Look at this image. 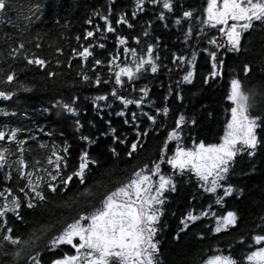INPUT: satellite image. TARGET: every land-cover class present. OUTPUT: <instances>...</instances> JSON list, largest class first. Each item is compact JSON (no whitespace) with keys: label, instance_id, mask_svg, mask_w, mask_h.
<instances>
[{"label":"trees","instance_id":"trees-1","mask_svg":"<svg viewBox=\"0 0 264 264\" xmlns=\"http://www.w3.org/2000/svg\"><path fill=\"white\" fill-rule=\"evenodd\" d=\"M10 3L15 7H23L25 14L33 4L42 6L43 15L35 20L30 31L15 35L16 41H25L24 51L29 56L36 53L47 58L50 63L44 69L28 65L22 56L16 59L8 57L10 49L3 42V32L13 30L11 26L0 25V90L15 93L8 100L0 97V129H23L18 139L27 140L24 159L30 166L29 170L45 167L51 171L52 166L47 164V158L52 155L53 146L68 160L69 167L62 169L64 174L78 167L83 151H88L91 158L99 161L98 164H90L84 184L74 180L66 191L58 190L54 194L44 186L48 199L43 202L36 200L37 207L28 209L27 198L18 193V188L23 187L25 182L18 178L16 172L15 162L19 157L16 145L0 141V147H10L8 163L11 165L10 169L0 170V191L10 186L22 197L23 220L13 213L7 217V227L14 229V235L27 238L33 228L47 224H55L56 231L60 230L62 225L58 221L71 222L78 213L91 212L88 200L99 206L103 195L126 183L132 173L145 164L151 169L154 163H159L164 169L162 171H165L167 159L178 144L190 148L193 141L218 143L231 116L232 102L227 96L233 78L240 79L244 91L250 94L252 114H264V22H254L253 28L244 33L240 50L231 52L217 28L200 23L199 18L205 15L207 0H173L174 9L171 12L163 9V0L157 4L152 3V0H144L142 10H137L136 0H10ZM189 9L193 10V17L181 19V23L176 24L183 11ZM133 11L137 12L135 17L131 15ZM162 11L165 13L163 20L159 18ZM97 12L100 16L95 15ZM121 14H126L133 27L116 23ZM104 15L109 16L116 28L115 33L106 31V24L100 18ZM89 19L93 24L87 23ZM97 24L100 25L99 30L94 27ZM189 25L193 35L185 42L184 34ZM90 30L95 31L96 35L84 39ZM144 32H148V35L145 36ZM77 36L81 39L77 40ZM117 36H126L127 44L120 45ZM136 37L140 38L139 43ZM213 37L225 47L217 49L215 45L208 44V40ZM16 41L10 42L12 47L17 46ZM37 43L41 45L40 48L35 47ZM101 43L105 45L104 48L98 47ZM88 44L94 47L93 56L87 61L73 55V48L82 50ZM148 44L156 46L154 54L159 55L158 71L153 73L150 66L146 65L132 80L122 77L124 84L117 85L114 74L108 70L111 56L118 54V63L122 66L133 60L130 52H124L125 47L135 48L139 55H146ZM57 47L62 48L63 53H57ZM205 48L217 51L218 62L224 60L221 74L216 77L210 76L211 58L203 51ZM193 51L197 53L195 76L191 83H187L182 78L191 67L186 61H175L174 56H185L191 60ZM95 59L103 63L93 67ZM57 60L61 63L57 64ZM245 65L251 68L248 74L244 72ZM11 70H15L17 79L7 84L6 75ZM49 71L57 75L49 77ZM81 72L91 79L84 81L79 74ZM96 76L101 78L102 83L99 85L95 83ZM25 87L31 90L25 91ZM113 88L133 101L143 97V103L125 107L111 95ZM141 88L148 89L146 97L140 91ZM104 95L108 97L107 100H94ZM181 96L183 99H180ZM76 97L79 98L74 105L77 107L76 113H68L56 106L58 100L71 103ZM165 106L169 108L167 116L157 113L156 109ZM121 112L124 114L117 115ZM132 113H136L135 121L132 120ZM181 113L186 118L181 126V138L179 141H168V149L162 160L164 142ZM148 116H156V122L153 123ZM77 120L83 127H77ZM145 132L147 135H138ZM82 136L89 137L91 143L82 140ZM257 136L260 143L255 155L249 156L247 152L238 154L227 175L226 183L232 185L234 191L225 196V207L226 211L237 212L238 222L220 233L214 231L215 223L200 215L211 202L212 195H206L190 178L170 175L165 171L174 179L176 187L175 191L169 190L164 195L163 214L159 219L157 240L161 264H202L217 254L231 255L239 264H247L244 257L255 247L252 237L264 234V126L257 129ZM134 142H138V147L129 156ZM65 143L69 146L68 153L62 151ZM113 148L116 154L112 152ZM37 160L40 165L35 164ZM7 171L12 172L11 181L4 179ZM89 187L94 196L85 198L78 195ZM190 211L199 219L189 221L185 229L182 221ZM2 235L0 233V239ZM13 250L14 246L6 244L0 251V264H11L12 257L3 255V251L10 253ZM53 255L51 252L44 255L45 264ZM55 255H59V252Z\"/></svg>","mask_w":264,"mask_h":264},{"label":"snow or ice","instance_id":"snow-or-ice-1","mask_svg":"<svg viewBox=\"0 0 264 264\" xmlns=\"http://www.w3.org/2000/svg\"><path fill=\"white\" fill-rule=\"evenodd\" d=\"M152 3H160V0H152ZM144 0H136L137 10H142ZM163 9L172 11L174 9L173 0H163ZM39 13L40 15H37ZM205 15L200 17L202 26L217 28L219 33L226 38L228 48L232 51H239L241 48L242 35L249 29L253 28L254 22H264V0H207V6L204 9ZM43 15L42 6L40 4H33L27 8V14L23 7H15L10 0H0V25L7 27L11 26L13 31L3 32V42L8 45L10 49L7 53L8 57L16 59L22 56L28 65H37L40 68L46 69L50 61L47 58L33 53L31 56L24 51L26 43L24 40L16 41V33L23 35L30 31L31 25L35 20H39ZM100 16V13H95ZM133 17L137 15L136 11L131 13ZM193 17V10H185L182 17L175 21L176 24L181 23V19H191ZM106 24V31L108 33H115L116 28L108 15L100 17ZM160 19L165 18V13L162 11L159 16ZM88 24H93L89 19ZM117 24H126L129 28L133 27L126 14H121L116 20ZM150 23V22H149ZM96 30L100 29V25L94 26ZM203 32V27L201 28ZM96 35L95 31H87L84 39L92 38ZM147 36L148 32H144ZM193 35V29L189 25L184 40L187 42ZM103 36V32H101ZM39 40L40 38L37 37ZM77 40L81 37L77 36ZM136 42L139 43L140 38L136 37ZM128 38L126 36H117V41L120 45H126ZM16 41L17 46L12 47L10 42ZM30 43V41H29ZM208 44L215 45L217 49L225 47L223 43L218 42L216 37L208 40ZM36 48L41 45L37 43ZM93 45L88 44L82 50L72 49L75 56L83 58L87 61L89 57L93 56ZM98 47L104 48V44H99ZM153 44L147 45L146 55H139L135 48H124L125 53H131L133 60L130 63H124L122 66L118 63L119 55H112L108 61L109 72L114 74L115 83L123 85L122 77H127L132 80L137 76L146 65H149L151 72L156 73L159 68L157 63L159 59L158 54H154ZM203 51L207 52L211 58L212 71L211 77H216L221 74L220 69L223 68L224 60L220 59L218 62L217 51H209L205 48ZM57 53H63V49L56 48ZM197 53L193 51L191 60L185 56H174L177 62L186 61L189 63L191 70H188L183 76V81L191 83L195 76V60ZM57 64L61 63L59 60ZM103 63L100 59H95L93 67ZM71 67V61H69ZM251 71L250 66H244L245 74ZM84 81H89L91 78L81 72ZM49 77L57 75L54 71L47 73ZM17 79L15 70H11L6 75V83L12 84ZM207 82V80H205ZM95 83L101 84V78L96 76ZM25 91H30V88L25 87ZM140 91L143 96L148 95L147 88H141ZM15 95L14 92L0 90V97L8 100ZM111 95L120 100L126 107L129 104L135 103L141 105L143 97L139 100L127 99L125 96L118 94L117 89L113 88ZM76 97L71 103L64 100L56 101V106L68 113H76L75 107ZM108 97L97 96L95 101L107 100ZM180 99H183L181 96ZM227 99L232 102L230 108V119L227 121L223 136L219 143L205 144L200 141L198 144L193 141V146L186 148L177 145L174 154L167 159V163L174 169L178 168L183 172L185 169H190L202 182L201 187L206 191L215 193L218 187H222L221 180L227 178L235 158L238 154L247 152L249 156L255 155V150L260 143L257 136V129L264 126V114H252L253 105L250 101V94L243 89L242 81L238 78H233L230 82V91ZM157 113H163L167 116L169 113L168 107L156 109ZM8 113H5L7 115ZM124 113H117L123 115ZM137 119L136 113H132V120ZM148 119L153 123L156 122V116H148ZM185 116L181 113L176 120V126L168 133L167 139L164 142V147L161 152V159L164 158V152L168 149V141L177 140L181 138V126L185 123ZM127 123V121H126ZM195 123V121H193ZM78 128L83 127L79 120L76 121ZM23 129L18 127H5L0 129V141H8L16 145L19 157L15 162L16 172L18 178L24 181V186L18 188V193L27 198V208L33 209L37 207L34 202L46 201L48 197L45 195L43 187L51 193H56L58 190H67L69 185L74 180H78L80 184H84L86 180V172L90 170V164H98L99 161L91 158L88 151H83L79 157L78 167L68 173L64 174L62 169L69 167L68 160L59 151L55 150L53 146L52 155L47 158V164L52 166L49 171L45 167H33L29 170V164L24 159L25 148L24 145L27 140L18 139L19 134ZM115 132V129H112ZM138 135H147V133H138ZM82 140H89V137L82 136ZM119 139V138H117ZM91 143V141L89 140ZM45 147V145H41ZM138 142L131 144V150L128 152L129 156L136 151ZM64 153L69 152V146L65 143L62 148ZM112 152L116 154V149ZM10 154V147H0V170L11 168L8 163ZM36 165H40V161H35ZM161 167L159 163H154V167L149 169L145 164L132 173L131 178L126 183H121L115 187L114 190L108 191L99 200L98 205L92 200H88L87 204L92 208L91 212H80L77 216L71 219V222L58 221L62 225L60 230L56 231L55 224L40 225L35 227L28 234L27 238L19 235H14V229L7 227L8 214L13 213L21 220L22 197L14 192L10 186L5 187L0 191V251H2L6 244L14 246V250L10 253L3 251V255L11 256V264H45L44 255L51 252L53 258L47 261V264H161L159 259V241L155 239L158 228L160 216L163 214L164 192L171 188L175 191V183L172 177H166L160 174ZM40 173H43L41 175ZM159 175L158 182L154 176ZM47 176V180H45ZM5 180L11 181L13 179L12 172L7 171L4 176ZM234 188L228 185L224 189V196H229L233 193ZM82 197H91L95 194L91 188H85L78 193ZM222 197L217 198V203H222ZM65 204L71 207L67 201ZM211 205L209 211H203L201 216L212 215L216 219V226L214 231L220 233L238 222V215L236 211H228L225 215H217L211 212ZM199 216L189 212L182 221L184 228L188 227L189 221H195ZM50 233H54L49 235ZM243 240V237L241 238ZM254 241V250L247 253L244 259L248 264H264V234H257L252 237ZM62 246H71L74 249V254H68L62 251ZM59 252V255H55ZM204 264H239L231 255H213L209 257Z\"/></svg>","mask_w":264,"mask_h":264},{"label":"flooded vegetation","instance_id":"flooded-vegetation-1","mask_svg":"<svg viewBox=\"0 0 264 264\" xmlns=\"http://www.w3.org/2000/svg\"><path fill=\"white\" fill-rule=\"evenodd\" d=\"M244 35V34H243ZM243 35H242V38H243ZM226 39V38H225ZM242 41V40H241ZM231 52H233L232 50H231ZM182 175H184V176H186V177H188V178H190L191 180H193V175L194 174H192L191 172H190V174H187V173H182ZM194 177L196 178L197 176H195L194 175ZM196 181L197 182H195V183H197V185H199V181L196 179ZM158 182V181H157ZM221 185H222V187H219V190H218V194L215 196V195H212V200H211V202L210 203H208L207 205H206V209H205V211H209V205H211V210L210 211H218L221 215H225L226 214V207H225V196H224V189L226 188V183H225V180H221ZM206 195H211V194H206ZM218 197H222L223 199H222V203H217L216 201H217V198ZM158 226H159V222H158V224H157V228H158ZM157 233H158V231H157ZM155 239L157 240L158 239V237H157V234H156V237H155ZM69 248H71V246H69ZM72 249V248H71ZM73 250V254H74V249H72Z\"/></svg>","mask_w":264,"mask_h":264}]
</instances>
